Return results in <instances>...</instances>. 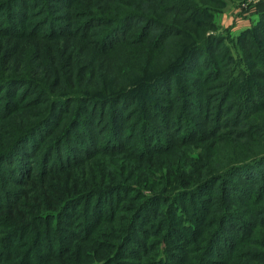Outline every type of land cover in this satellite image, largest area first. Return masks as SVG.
<instances>
[{"label":"trees","instance_id":"trees-1","mask_svg":"<svg viewBox=\"0 0 264 264\" xmlns=\"http://www.w3.org/2000/svg\"><path fill=\"white\" fill-rule=\"evenodd\" d=\"M227 2L0 0V264H264V6L208 33Z\"/></svg>","mask_w":264,"mask_h":264},{"label":"rangeland","instance_id":"rangeland-1","mask_svg":"<svg viewBox=\"0 0 264 264\" xmlns=\"http://www.w3.org/2000/svg\"><path fill=\"white\" fill-rule=\"evenodd\" d=\"M227 4H225L223 7H221L219 9V12H216L212 17V22L213 20L215 21L214 24L217 26V28H215L214 30L209 31L208 33H221V34H228L229 37H236L237 35L240 34V32L242 30H238V31H232L230 26H226L225 24H223L222 22V17H227L228 15L230 16H234L235 18L239 17L240 13V4L241 2H236L233 0H227ZM242 15H240L241 17ZM250 26V25H249ZM225 27H229L230 31H225L223 30ZM130 116V114L128 115V117ZM228 123H225L222 125V132H220L221 134H219V137H222L224 135H230V140H218L216 146L214 149L210 150L208 152L209 157L216 159L217 161H222L223 159H229L231 157H233L235 154L240 153L244 147H245V143L247 142V139L245 138H239L236 139L237 137H239L240 135V131L241 129L244 128V124L240 125V126H234L231 124L230 126H227ZM237 131V132H235ZM127 163L131 164V161L126 158V157H118V158H107V157H102L98 160H96L95 162H93V164L91 166L88 167L89 170L95 169L97 173L100 172H110L113 177L116 176V174H114L115 170H119L121 167H125L127 165ZM262 246L264 247V243L262 244ZM261 246V247H262ZM46 247V246H45ZM43 248H39L36 249V253H42V249ZM254 249H257L258 251H260L262 248L259 247H253ZM181 252V251H180ZM182 254V252H181ZM176 260V259H175ZM174 260V261H175ZM186 260H182V262H185ZM242 261H247V263H251L249 262V260H245V258H242ZM177 262V261H175Z\"/></svg>","mask_w":264,"mask_h":264},{"label":"crops","instance_id":"crops-1","mask_svg":"<svg viewBox=\"0 0 264 264\" xmlns=\"http://www.w3.org/2000/svg\"><path fill=\"white\" fill-rule=\"evenodd\" d=\"M262 6H264V2L258 3L255 8H251L248 12L246 13H241L242 15L240 17L235 18L234 16L228 15L226 18L222 17V22L226 26H230L232 31H238L242 30L246 27H248L252 21H254L257 18V14L261 10Z\"/></svg>","mask_w":264,"mask_h":264},{"label":"built area","instance_id":"built-area-1","mask_svg":"<svg viewBox=\"0 0 264 264\" xmlns=\"http://www.w3.org/2000/svg\"><path fill=\"white\" fill-rule=\"evenodd\" d=\"M264 2V0H244V2H242L240 4V13H246L248 12L251 8H255L257 6L258 3Z\"/></svg>","mask_w":264,"mask_h":264}]
</instances>
